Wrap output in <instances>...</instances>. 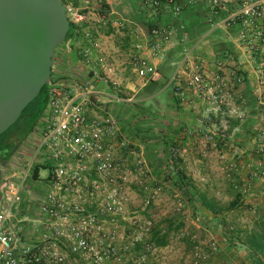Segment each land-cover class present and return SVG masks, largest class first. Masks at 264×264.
<instances>
[{
  "label": "built area",
  "instance_id": "2783aa9c",
  "mask_svg": "<svg viewBox=\"0 0 264 264\" xmlns=\"http://www.w3.org/2000/svg\"><path fill=\"white\" fill-rule=\"evenodd\" d=\"M196 1L140 0L153 14L168 9L175 17ZM209 3L212 20L207 35L217 29H237L236 43L255 64L253 95L264 105V0ZM65 13L71 37H77L85 16L72 6H65ZM99 22L103 27L119 26L109 13L100 16ZM84 38L77 49L92 82L57 73L56 48L45 108L0 180V264H102L107 251L101 254L94 249L95 235L106 237L104 226L124 214L131 186L148 191L142 181L145 161L128 141L123 122L90 110V98L100 94L94 85L101 78L91 60L98 43L89 32ZM186 40L182 24L151 27L143 40L135 37L132 43L133 72L146 81L158 80L160 74L151 61L163 59L180 45V59L170 81L173 93L201 101L196 115L201 129L196 133L204 143L219 147L221 158L229 152L237 155L232 142L247 119L246 100L240 92L244 75L220 60H215L212 72L205 71L185 47ZM182 75H187L184 84ZM252 146L263 159L245 168H253L252 179H262L264 197V125L254 131ZM178 153V149L172 151Z\"/></svg>",
  "mask_w": 264,
  "mask_h": 264
},
{
  "label": "rangeland",
  "instance_id": "374dc122",
  "mask_svg": "<svg viewBox=\"0 0 264 264\" xmlns=\"http://www.w3.org/2000/svg\"><path fill=\"white\" fill-rule=\"evenodd\" d=\"M61 1L65 6L72 7L77 3L75 8L85 16L86 22L79 28L77 37H70L57 47V73L76 76L80 82H92L88 75L89 68H83L80 64V53L77 49L78 42L86 41L84 34L89 32L98 43V49L91 60L101 78L94 85L100 94L90 98V110L98 114L109 113L124 124V118L118 115V108L120 105L133 104L135 100L119 80L122 74H126V78L136 76L131 64L133 54L128 36L130 30L117 21L118 27L110 24L103 27L100 24V16L109 13L105 0L87 3L84 0ZM99 58L102 59L100 64L97 62ZM107 65H113L111 73L109 69L105 70ZM134 106L139 109V105ZM126 110L122 109L121 112ZM145 112L139 111L135 116L130 112L129 115L135 120L133 123L125 122L124 126L127 138H137L138 135L141 138L142 148L134 145L132 147L145 161L147 172L142 176V181L148 191L143 192L131 186L127 191L128 203L124 214L104 226L102 233H107L106 237L95 235L94 249L101 254L109 251L103 257L102 264H115L116 259H119L118 264H264L262 241L255 239L249 243V240H245V233L249 228L243 221H247L249 212H255L254 209H247L244 204L246 198L242 200V208H231V204L236 200L239 202L241 195L245 193L222 194L215 191V184L202 175L184 176L179 172L183 176V180L179 181L177 173L171 174L165 170L168 162L166 153H172L178 148L166 146L162 130V138L156 142L155 138L149 136V129L144 128L137 132L132 130L131 126L139 119L148 120L149 114ZM23 127L24 124L19 121L9 132L15 133ZM22 143L15 150V154L20 152ZM157 154H160L159 163L162 164L159 171L152 158ZM12 156L6 161L0 158V180L9 170ZM45 174L42 172V176ZM204 188L210 190L204 197L208 203L215 205L214 213L200 205ZM154 191L156 194H153ZM155 232L167 234L168 243L165 247L157 248L151 243ZM248 243L258 249L257 254L250 252Z\"/></svg>",
  "mask_w": 264,
  "mask_h": 264
},
{
  "label": "crops",
  "instance_id": "0c3cea01",
  "mask_svg": "<svg viewBox=\"0 0 264 264\" xmlns=\"http://www.w3.org/2000/svg\"><path fill=\"white\" fill-rule=\"evenodd\" d=\"M105 4L111 18L130 30L129 35L127 34L131 41L130 47H132L135 37L143 40V36L147 35L153 26L182 24L187 31L185 47L194 53L195 63L201 62L205 71L212 72L215 60L222 61L228 68L235 66L241 69V73L244 75V84L240 87V92L246 100L247 119L241 126L240 134L232 142L235 151L238 152L237 155L229 152L224 158H221L219 147L214 148L213 144L204 143L196 133L201 129L196 118L202 106L201 101L190 94L181 99L173 93V84H170V81L175 65L180 59L182 50L180 45H175L163 59L151 61L160 74L158 80L146 81L136 76L126 78V74H122L120 79L118 77L124 84V88L132 93L135 100L133 104L116 107L120 109L117 112L121 118H124V124L125 122H134L135 118L129 115L130 112L135 116L137 112L145 110V113L149 114L148 120L139 119L136 124L131 126L132 130L137 132L144 128L149 129V136L155 138V142L162 138V130L166 146L178 148L177 155H173L171 152L166 153L168 162L164 167L165 170L171 174L180 172L184 176L202 175L215 184V191L222 194L227 192H233L236 195L240 192H242L241 194L245 193L241 195L242 199L239 202L236 200L231 204L234 205L231 208H242L243 198L247 199L244 202L245 206L248 207V210L254 209L255 212H249L247 221H243L249 228V231L245 233V240H249L250 243V240L260 239L264 249V198L259 196L263 191L262 179H252L250 171L253 168H245L246 165L253 167L263 159L261 154L253 151L252 137L254 131L264 125V105L259 103L253 95L256 79L255 64L249 59L248 52L236 43L237 29L222 28L213 30L210 35H207L212 20L209 13V0H197L192 5L184 6L178 17L173 16L168 9L153 14L142 6L140 0H105ZM131 52L134 53L133 48ZM105 67H107L105 70L109 69L110 73L113 70V65ZM186 78L187 75L181 76L182 84ZM135 104L139 105V109L134 106ZM121 108L127 109L126 112H121ZM138 136L127 139L135 147L142 148L141 138ZM152 158L159 171L162 166L159 163L160 154L154 155ZM202 180L204 179L202 178ZM221 185L222 187H220ZM208 191L210 190L205 188L202 191L201 207ZM249 243L247 247L251 250L250 252L257 254L258 249Z\"/></svg>",
  "mask_w": 264,
  "mask_h": 264
},
{
  "label": "water",
  "instance_id": "95a60500",
  "mask_svg": "<svg viewBox=\"0 0 264 264\" xmlns=\"http://www.w3.org/2000/svg\"><path fill=\"white\" fill-rule=\"evenodd\" d=\"M68 28L61 0H0V135L46 85Z\"/></svg>",
  "mask_w": 264,
  "mask_h": 264
},
{
  "label": "trees",
  "instance_id": "16d2710c",
  "mask_svg": "<svg viewBox=\"0 0 264 264\" xmlns=\"http://www.w3.org/2000/svg\"><path fill=\"white\" fill-rule=\"evenodd\" d=\"M64 4V2H63ZM65 5V4H64ZM74 6H77V3H74ZM72 35V27L69 26L67 34L65 36V40L69 39ZM47 101V93H46V85H44L39 94L36 96V98L31 101L25 109L22 111L19 119L11 126H15L21 121L22 125L24 124L23 128L18 129L15 133H10L11 127L5 131L3 134L0 135V158L4 161L8 160L17 147L20 145L21 142L24 141V139L28 136V134L31 132L32 128L40 118L42 111L45 108ZM37 173H35L36 175ZM180 178H177L179 181L183 180V176L180 173H177ZM177 176V177H178ZM234 207V205H231ZM203 207L207 208L208 210L212 211L214 213L215 207L206 201V199H203ZM167 234L155 232L151 238V243L157 247V248H163L168 243Z\"/></svg>",
  "mask_w": 264,
  "mask_h": 264
}]
</instances>
